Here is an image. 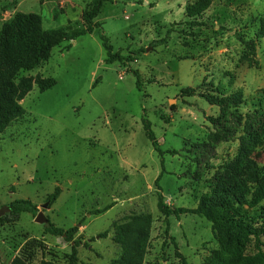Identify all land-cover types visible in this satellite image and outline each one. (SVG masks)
<instances>
[{
  "label": "rangeland",
  "instance_id": "1",
  "mask_svg": "<svg viewBox=\"0 0 264 264\" xmlns=\"http://www.w3.org/2000/svg\"><path fill=\"white\" fill-rule=\"evenodd\" d=\"M196 1L110 0L95 20L102 29L20 74L56 85L45 93L35 86L21 102L24 115L0 129V209L18 200L38 208L0 218V264H73V245L48 234L39 213L78 228V264H246L255 256L254 240L198 215L167 217L158 206L160 194L187 210L230 199L220 176L237 156L246 118L257 117L254 89L264 83V0H211L189 19ZM93 2L0 0V30L20 14L39 16L45 31L84 29ZM100 33L115 54L137 61L107 65ZM128 69L140 73L141 91ZM229 98L236 106L211 103ZM257 156L264 168V150ZM242 215L261 223L264 202Z\"/></svg>",
  "mask_w": 264,
  "mask_h": 264
},
{
  "label": "trees",
  "instance_id": "2",
  "mask_svg": "<svg viewBox=\"0 0 264 264\" xmlns=\"http://www.w3.org/2000/svg\"><path fill=\"white\" fill-rule=\"evenodd\" d=\"M110 0H94L92 6L84 13V29H76L70 32L45 31L42 21L36 15H17L12 22L3 25L0 30V129L8 127L14 121L24 115L21 102L37 86L41 93L52 89L56 82L37 77H20L22 72L32 71L35 68L47 63L51 59L54 48L67 42L66 51H70L73 42L81 37L92 35L102 29V24L95 20L102 14L104 7ZM211 0H198L186 9L189 19L197 20L210 7ZM100 41L106 52L105 63L112 65L119 62L123 67H128L130 62H136L137 54L126 58L121 53H114V48L109 39L102 33L99 34ZM166 39L154 45H162ZM155 47V46H154ZM137 79L136 86L142 90V78L139 72L128 69ZM190 93L191 91H185ZM184 94V91H182ZM258 105L253 116L246 118L244 133L240 149L236 158L226 165V171L220 176L224 182V192L230 195V199L216 202L214 205L201 203L198 208L187 210L168 206L163 195L158 196L160 211L167 217L180 218L182 215H198L212 223L214 230L233 233L241 239H252L255 242L257 253L248 259L246 264H264V218L261 223L253 224L243 217L245 208L254 209L264 202V168L258 164V151L264 150L261 138L264 136V89L256 94ZM233 100V99H232ZM230 98L224 102H211L212 105L222 110L236 103ZM175 107H172V111ZM241 124V122H240ZM144 131L147 138L152 142L155 150L162 156L159 143L151 129V124L144 121ZM160 178L157 180L159 183ZM61 195V189L57 187L52 195L48 197L50 204L55 203ZM10 215L14 218L24 213L36 214L37 206L30 201L18 200L10 206ZM1 220V219H0ZM46 232L55 237H63L66 242L73 245V264H78V248L82 240L76 239L78 228L62 229L48 224ZM87 247H89L86 244ZM135 249V247H133ZM13 264H26L22 260H16Z\"/></svg>",
  "mask_w": 264,
  "mask_h": 264
},
{
  "label": "water",
  "instance_id": "3",
  "mask_svg": "<svg viewBox=\"0 0 264 264\" xmlns=\"http://www.w3.org/2000/svg\"><path fill=\"white\" fill-rule=\"evenodd\" d=\"M47 208V205L44 206V209ZM11 209L9 206H4L3 208L0 209V218L4 217L7 214H10ZM36 222L42 225H48L49 221L48 219L44 216L43 213H39V215L36 218Z\"/></svg>",
  "mask_w": 264,
  "mask_h": 264
},
{
  "label": "crops",
  "instance_id": "4",
  "mask_svg": "<svg viewBox=\"0 0 264 264\" xmlns=\"http://www.w3.org/2000/svg\"><path fill=\"white\" fill-rule=\"evenodd\" d=\"M259 82V81H258ZM257 82V83H258ZM251 84H253V83H251ZM259 84V83H258ZM264 89V83L263 84H261V85H259V87L257 88V89H254V92L255 91H261V90H263Z\"/></svg>",
  "mask_w": 264,
  "mask_h": 264
}]
</instances>
